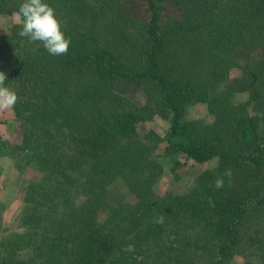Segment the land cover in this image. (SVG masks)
<instances>
[{
    "label": "trees",
    "instance_id": "16d2710c",
    "mask_svg": "<svg viewBox=\"0 0 264 264\" xmlns=\"http://www.w3.org/2000/svg\"><path fill=\"white\" fill-rule=\"evenodd\" d=\"M138 1L144 13L135 0H44L71 38L66 55L19 36L20 17L0 32V71L17 92L21 129L18 144L0 140V154L42 173L24 188L25 231L3 236L0 221V264L263 257L264 0ZM21 3L0 0V14ZM118 79L144 101L116 92ZM154 117L168 122L163 136L148 124ZM179 157L190 161L182 172L192 186L158 195L156 185L180 176ZM119 181L132 203L108 202Z\"/></svg>",
    "mask_w": 264,
    "mask_h": 264
},
{
    "label": "rangeland",
    "instance_id": "374dc122",
    "mask_svg": "<svg viewBox=\"0 0 264 264\" xmlns=\"http://www.w3.org/2000/svg\"><path fill=\"white\" fill-rule=\"evenodd\" d=\"M130 4L132 9L137 13L138 11L144 13L145 9L142 2L135 0V2H130ZM18 22L19 16L17 13H12L11 15L0 14V32L3 34L7 33L9 28ZM114 88L116 92L130 98L136 103L140 104L144 101L142 91L123 79H118ZM247 96L248 94L241 93L239 97L241 100H246ZM148 124L161 136L164 135L168 127L167 120L160 117H154ZM0 140H5L11 144H18L21 141V129L15 122L12 108L0 110ZM157 152H161L160 148ZM174 161V157H164V163L171 165ZM177 161L183 163L176 170L180 176L173 178L172 175V178L169 177V182L166 185H156L158 195H181L192 186V180L194 179L192 172H182L185 169L184 164L187 166L190 161L182 157L177 158ZM41 174L40 170L32 165L21 169L19 162L13 156L7 153L0 154V221L2 227L5 229L2 233L3 236L19 234L25 231V228L19 221L26 207L23 202L24 188L28 179L40 180ZM130 198L128 189L123 182L119 181L109 187L108 202L110 204L118 205L122 202L132 203L134 200ZM256 259V263L254 264H264V255L261 257L260 252L259 255L257 254ZM243 263L244 259L238 256L232 260L231 264Z\"/></svg>",
    "mask_w": 264,
    "mask_h": 264
},
{
    "label": "clouds",
    "instance_id": "9594fccd",
    "mask_svg": "<svg viewBox=\"0 0 264 264\" xmlns=\"http://www.w3.org/2000/svg\"><path fill=\"white\" fill-rule=\"evenodd\" d=\"M21 18L19 36L26 37L30 42H41L49 54L54 56L66 55L71 38L66 37L62 31L61 21L57 18L55 9L44 0H22L18 9ZM7 77L0 71V110L11 109L18 101L17 92L5 86ZM225 175L230 177V170ZM224 186V178L217 177L214 187L220 189ZM157 224L163 223V217L157 218Z\"/></svg>",
    "mask_w": 264,
    "mask_h": 264
}]
</instances>
